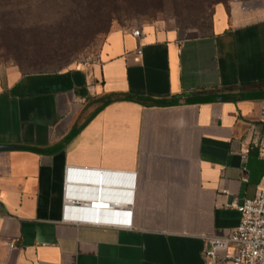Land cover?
I'll return each instance as SVG.
<instances>
[{"label":"crops","instance_id":"0c3cea01","mask_svg":"<svg viewBox=\"0 0 264 264\" xmlns=\"http://www.w3.org/2000/svg\"><path fill=\"white\" fill-rule=\"evenodd\" d=\"M0 146V264H208L264 181V0L217 2L204 34L111 30L88 66L6 69ZM100 193L129 225L68 219Z\"/></svg>","mask_w":264,"mask_h":264},{"label":"rangeland","instance_id":"374dc122","mask_svg":"<svg viewBox=\"0 0 264 264\" xmlns=\"http://www.w3.org/2000/svg\"><path fill=\"white\" fill-rule=\"evenodd\" d=\"M219 1L229 0H0V73L97 63L114 29L151 24L204 34Z\"/></svg>","mask_w":264,"mask_h":264},{"label":"built area","instance_id":"2783aa9c","mask_svg":"<svg viewBox=\"0 0 264 264\" xmlns=\"http://www.w3.org/2000/svg\"><path fill=\"white\" fill-rule=\"evenodd\" d=\"M133 36L142 35L140 29L132 31ZM95 194V199L99 200L85 202V205H77L73 200L66 204V210L72 206L78 207L77 210L87 208L93 211V215L78 214L68 219L75 223L90 224H123L129 225V222L121 220L102 219L99 213L115 210L119 201L109 198H103L100 193ZM91 199V198H89ZM93 206V208L90 207ZM240 214V222L236 228L229 234L214 236L209 239V247L205 250L204 255L208 264H264V181L260 184L254 197L244 198L241 203H232ZM98 211V214H96ZM16 248L15 244L10 245Z\"/></svg>","mask_w":264,"mask_h":264},{"label":"water","instance_id":"95a60500","mask_svg":"<svg viewBox=\"0 0 264 264\" xmlns=\"http://www.w3.org/2000/svg\"><path fill=\"white\" fill-rule=\"evenodd\" d=\"M6 149H11V147H9V146H0V150H6ZM98 180H99V176H97V182H98Z\"/></svg>","mask_w":264,"mask_h":264},{"label":"trees","instance_id":"16d2710c","mask_svg":"<svg viewBox=\"0 0 264 264\" xmlns=\"http://www.w3.org/2000/svg\"><path fill=\"white\" fill-rule=\"evenodd\" d=\"M219 2H225V1H219ZM109 32H110V31H109ZM109 32H108V33H109ZM108 33H107V34H108Z\"/></svg>","mask_w":264,"mask_h":264}]
</instances>
